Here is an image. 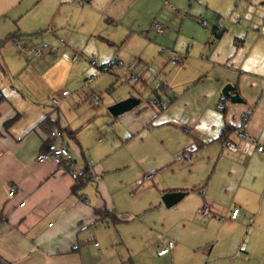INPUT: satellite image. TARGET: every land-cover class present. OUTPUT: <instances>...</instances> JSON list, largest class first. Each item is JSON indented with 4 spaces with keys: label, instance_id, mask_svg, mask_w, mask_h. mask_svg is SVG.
<instances>
[{
    "label": "rangeland",
    "instance_id": "1",
    "mask_svg": "<svg viewBox=\"0 0 264 264\" xmlns=\"http://www.w3.org/2000/svg\"><path fill=\"white\" fill-rule=\"evenodd\" d=\"M58 1L12 0L11 11L4 13L6 2L0 0V24L13 29L18 23L23 35L2 52L10 56L9 47L20 60L29 57L31 61L36 57L18 54L16 44L36 46L45 58L51 51L59 52L58 44L68 36L75 48L84 49L74 50L82 53L79 60L89 68L92 62L98 65L92 87L85 86L89 75L69 76V70L62 68L53 67L45 77L53 91L44 104L54 106L52 94L65 89L76 99L64 111L60 107L61 113L72 116L78 111L83 120H93L81 130L86 142L95 139L98 116L110 118L102 120L105 124L99 128L108 154L101 172L94 175L93 189L88 184L93 193L88 198L94 205L98 197L120 222L108 219L105 225L89 229L85 237L92 240L86 242L85 264H264V160L252 146V162L246 164L218 139L227 126L241 127L243 117L251 118L252 109L233 104L222 92L228 84L239 87L241 76L232 75L228 68L242 65L243 72L247 69L264 77V70L252 61L257 52L261 54L255 59H264V0H98L106 6L107 15L104 34L94 38L89 23L84 27L77 20L62 24ZM120 12L125 14L117 16ZM155 24L163 26L162 34ZM58 29L62 30L59 35ZM214 31L224 34L219 37ZM7 34H0V39L4 41ZM54 36H59L58 41ZM175 58L182 64L173 62ZM69 62L73 63L71 57L66 66ZM101 66L110 72L102 73ZM124 75L136 76L139 82L126 83ZM221 78L232 83L220 86ZM249 80L244 77L243 92H248ZM91 91L99 105L86 97ZM24 93L31 92L25 89ZM253 95L256 98L258 93ZM132 97L141 100L137 108L147 106L155 114L141 130L122 133L108 103ZM222 102L225 114L219 108ZM100 109L104 111L97 112ZM239 150L242 156L244 151ZM98 163L89 162V169L93 171ZM84 170L83 165L79 171ZM166 190L188 194L167 207L163 202ZM206 206L211 208L208 215L203 211ZM235 209L239 214L232 220ZM94 239L99 248L94 247ZM169 242L174 244L171 252L159 257ZM238 252L248 259L238 258Z\"/></svg>",
    "mask_w": 264,
    "mask_h": 264
},
{
    "label": "crops",
    "instance_id": "2",
    "mask_svg": "<svg viewBox=\"0 0 264 264\" xmlns=\"http://www.w3.org/2000/svg\"><path fill=\"white\" fill-rule=\"evenodd\" d=\"M97 1L91 0V3L102 5L104 9L100 10L93 5L84 7L81 3L77 5L76 0H59L58 3L62 5V24L74 23L77 20L84 27L89 23L92 25L89 27L90 37L94 38L102 32L103 18L107 15L104 3L100 4ZM5 2L6 4L2 6V12L7 13L11 11L15 3H12V0H5ZM115 2H119V0ZM124 14L125 12H120L117 16L121 17ZM107 21L112 22L109 18ZM54 22L58 27L56 19ZM61 31V29L56 30L57 35ZM5 33H8L7 36L17 34L20 37L18 40H22L23 35L18 23L13 25V29L8 24H0V34ZM52 39L58 41L59 36H54ZM0 40L2 42V39ZM10 42H15V40L0 47V95L5 97V101L0 105V259L7 264H85V253L88 248L86 242L92 240L85 235L95 225H105L107 221L97 222L98 217L95 210H113L108 208L105 203L102 204L98 197H95V203L92 204L88 198L89 195H93L92 191L88 190L89 185L79 192L81 196L74 194L73 188L76 181L69 170L59 168L52 162L39 164L36 159L39 153L44 151L46 142L50 140L52 141L51 148L61 145L68 146L74 157L77 171L83 165L84 169L90 168L89 162L96 161L101 163H98L94 168L92 167L91 173L93 176H97L96 171L101 172L99 169L102 168V163H105L104 159L108 153L107 146H104L105 142L99 138V128L105 124L104 121H110V118L105 114L98 116L101 121L97 122L95 139L86 142L81 136V130L89 128L93 120L89 117L83 120L78 115V111L72 116L65 115L63 112L64 107L76 99L74 94L65 97L63 96V92L66 91L64 89L59 93L56 92L57 94H52L54 106L44 104L45 98L49 100L50 92L53 91V86H49V79L47 82L45 81L53 67L62 68L63 71L67 72L69 70V76L89 75L91 78L94 77L98 65L92 64L90 69L88 64H85L81 59L79 60L82 53L74 50L82 52L84 49L75 48L68 36L64 37L62 45L58 44L59 52L51 51L45 55L47 58L33 57L31 61L28 59L29 57L26 58L27 60L21 57L20 60L17 54L10 52L9 47L7 49L10 56L2 52ZM260 54L257 52L252 61L254 66L257 65L264 70V59L259 61L255 59ZM70 57L73 63L69 62L66 66ZM75 57L77 58L75 59ZM13 59H15L14 62ZM99 60L103 61L101 58ZM48 61L53 62L51 67L48 65ZM13 63L15 64L12 65ZM102 64L105 65L106 63L102 62ZM242 70L243 67L240 65L236 69L234 67L228 68L227 71L232 75L239 73L241 76L239 77V87L235 86V88L245 101L244 106H241L242 109H252L250 123L246 129V133L250 137L242 139L235 132L229 137L230 141L238 144L237 147L239 146L244 151L242 156H238L239 148L237 152L227 150L234 154L235 158H239L238 160L242 159L246 164H251L252 157L249 153L252 146L256 148L253 140L255 139L259 144L264 145V77L257 73L253 74L252 71L248 72L247 69H245L247 72ZM19 75H21L19 79L14 80V77ZM124 76L128 77V75ZM242 76L250 79L246 86L248 92L251 91L249 95H247L248 92H243L244 77L242 78ZM118 78L122 80L121 76ZM94 81L90 87L93 86ZM227 82L232 83L230 79L221 78L219 80L220 86H224ZM35 84L37 86L32 88V85ZM25 89H29L31 93L26 95ZM91 92L86 97L94 103L92 96L96 95L94 91ZM255 92L258 93L256 98L253 95ZM116 102L109 101L108 105L112 106ZM94 104L99 105L100 103ZM151 106L149 107L152 109L154 105ZM60 107L63 109L62 113ZM134 109H137L135 114H123L122 117H115L119 118L122 133H128L130 130L136 132L141 130L155 114L147 106ZM101 111L104 110L100 109L97 112ZM47 117H50L51 121L56 124L54 129L60 128L65 132L61 138L50 139V132L54 130H51L53 127H40L42 121ZM14 119L16 121L13 124L6 126L8 121ZM234 119L236 120L235 117ZM109 128L112 129L113 127L110 126ZM223 132L224 130L218 139L222 138ZM97 138L99 139L97 140ZM218 139L214 143H217ZM262 160H264L263 156ZM93 183H95L94 179L91 182V189H93ZM12 188L15 189L13 196L10 195ZM171 191L166 190L165 192ZM181 191L187 192L186 190ZM94 242V247L99 248L96 239ZM158 256L164 257L159 254Z\"/></svg>",
    "mask_w": 264,
    "mask_h": 264
},
{
    "label": "built area",
    "instance_id": "3",
    "mask_svg": "<svg viewBox=\"0 0 264 264\" xmlns=\"http://www.w3.org/2000/svg\"><path fill=\"white\" fill-rule=\"evenodd\" d=\"M154 28L156 29V31L159 34L163 33L164 28L162 25L155 24ZM16 51L20 54L25 55V56H35L36 58H41L43 56L42 55L43 54L42 49H40L39 47H36V46L31 47V46H26V45L23 46L20 44H16ZM76 58L77 57H75V59ZM173 62L182 64V61L180 58H175L173 60ZM92 64L96 66V62H92ZM100 69H101L102 73H108L110 71V69L107 66H102ZM94 80H95L94 77L87 79L86 84H85L86 87H90L91 83ZM123 81L126 83L139 82V78H137L136 76H131V77L125 78ZM63 96L70 97L71 93L66 90L63 92ZM92 100L96 104L100 103L99 99L95 96H92ZM219 108L222 111H226L225 104H223V103L219 106ZM242 121H243L242 126L238 128V130L235 132V134L238 135L239 138L247 139L249 137V135L246 133V129H247L249 121H250V116L247 115L246 117H243ZM50 135L52 137H55V138H61L63 136V133L59 129H55V130L50 132ZM253 143L255 144L258 153H260L264 157V145L259 144L255 139L253 140ZM224 146L227 147V149H229L232 152L238 151V147L233 141H230V140L225 141ZM36 162L39 164L52 162L57 167L65 168L67 170H68V168H72L71 174H72V177L75 181L79 178L80 174L83 172V171H77L75 169L74 157H73L70 149L66 145H61L60 147L54 148L50 152H45V151L40 152L39 155L37 156ZM14 194H15V189L12 188L10 195L13 196ZM23 205H24V203H23ZM203 211H204L205 215H208L211 213V209L209 206L204 207ZM238 214H239V211L237 209H235L232 213V219H236L238 217ZM173 247H174V244L172 242H169V245L167 247H165L159 251V255L165 256V255L169 254ZM237 257L248 259V255L243 254L242 252H238Z\"/></svg>",
    "mask_w": 264,
    "mask_h": 264
},
{
    "label": "trees",
    "instance_id": "4",
    "mask_svg": "<svg viewBox=\"0 0 264 264\" xmlns=\"http://www.w3.org/2000/svg\"><path fill=\"white\" fill-rule=\"evenodd\" d=\"M215 32V31H214ZM217 36L221 37L224 34V31L222 32H215ZM20 38L17 34L15 35H11L9 37H7L4 41L0 42V47H3L7 42L12 41V40H16ZM236 87L238 88V86L236 85ZM5 101V97L3 95H0V105ZM223 101V100H222ZM224 103V102H223ZM226 113V111L224 112V114ZM16 121V119L14 120H10L6 123V126H10L11 124H13ZM56 124L54 122L51 121L50 117L45 118L40 127H53L51 128L54 129L56 126ZM228 128H226L223 132L222 138L220 139L222 142H225L227 140H229V137L238 130V128H231L229 126H227ZM60 130V128H57ZM55 130V129H54ZM63 134H65L64 131L60 130ZM73 135V134H71ZM50 139L55 140V137H52L50 135ZM52 145V141H48L46 142L45 146H44V151L45 152H50L52 151L54 148H51ZM60 147V146H59ZM57 148V147H56ZM72 168H68V170L71 172ZM94 179V176L91 173V170L89 169V167H86V169L80 174L79 178L76 180V185L73 188V193L81 196L79 194V192L83 191L87 185L89 183H91ZM95 214L98 217V221L97 222H102V221H106L108 219L112 220L113 222H120V219L116 216V214L113 211H108V210H95ZM0 264H7L5 263L3 260L0 259Z\"/></svg>",
    "mask_w": 264,
    "mask_h": 264
},
{
    "label": "water",
    "instance_id": "5",
    "mask_svg": "<svg viewBox=\"0 0 264 264\" xmlns=\"http://www.w3.org/2000/svg\"><path fill=\"white\" fill-rule=\"evenodd\" d=\"M85 3L89 4L91 0H83ZM223 96L230 99L233 104H244L245 101L241 97L240 93L236 90L235 86L228 84L225 86ZM141 104V100L138 98H128L121 102H118L111 107H109V112L114 117H119L125 113L132 111L134 108ZM187 192L184 191H171L167 192L163 196V202L167 207H172L178 204L186 197Z\"/></svg>",
    "mask_w": 264,
    "mask_h": 264
}]
</instances>
